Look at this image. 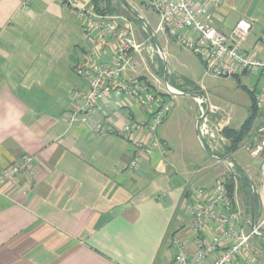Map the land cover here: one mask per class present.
Returning <instances> with one entry per match:
<instances>
[{"label":"crops","instance_id":"crops-1","mask_svg":"<svg viewBox=\"0 0 264 264\" xmlns=\"http://www.w3.org/2000/svg\"><path fill=\"white\" fill-rule=\"evenodd\" d=\"M80 1L94 6L93 0ZM103 15L118 16L133 27L123 14ZM241 18L252 23L243 50L262 58L264 0H226L213 21L230 32ZM114 44L111 38L106 49L92 45L81 18L61 0H0V176L24 157L33 162L29 172L0 178V264H174V238L191 256L197 252L192 211L200 202L195 189L210 190L215 184L200 167L180 159L181 144L171 138L173 109L158 127L154 151L143 152L134 170L129 169L133 140L122 126L129 117L148 119L138 105L115 97L106 114L97 113L89 123L70 122L86 86L75 66L88 54L110 60ZM170 75L179 81L177 88L198 86ZM234 77L242 86L234 102L246 109V120L264 86V71H242ZM183 90L206 93L204 86L197 92ZM256 107L249 146L258 138L257 125L264 122V103ZM210 115L211 128L221 135L220 128L237 129L245 122L237 127L232 125L234 115ZM107 123L114 131L99 134L97 127ZM136 135L151 140L148 130ZM215 141L210 139L212 148H218ZM195 177L205 184L193 186ZM256 189L263 214L264 177ZM223 207L218 204L217 212L224 213ZM247 225L241 216L239 229L245 231ZM214 233L208 222L206 234ZM252 237L232 264H247V258L264 264V238Z\"/></svg>","mask_w":264,"mask_h":264},{"label":"built area","instance_id":"built-area-1","mask_svg":"<svg viewBox=\"0 0 264 264\" xmlns=\"http://www.w3.org/2000/svg\"><path fill=\"white\" fill-rule=\"evenodd\" d=\"M61 1L65 8L76 12L81 18L85 36L92 45L106 49L109 39H115L110 60L99 61L92 54H88L75 66V73L84 80L86 86L80 96L81 104L70 114V122L89 123L97 113L106 114V109L115 97H122L130 104L138 105L147 113L148 119L140 122L129 117L122 126V130L133 140L135 152L129 169L134 170L143 152L151 154L154 151L155 143L158 142L157 127L172 108L171 102L165 96H175L178 89L173 86L161 89L158 80L151 81L144 75H139L140 65L144 63L143 52H147L151 58L154 54L151 48L146 49L137 41L130 23L119 22L118 16L103 15L80 0ZM141 1L148 3L159 16L154 30L156 34L164 32L167 41L171 39L196 53L201 58L207 75L230 77L242 71H264V56L257 58L247 55L243 50V43L252 29V23L248 19H239L230 32L215 25L214 15L226 0ZM196 100L200 104L198 133L216 139L217 134L211 128L209 114L219 111V107L209 104L203 95H199ZM255 101L258 107L264 103V86L255 96ZM205 102L208 103L207 113L203 107ZM106 125H99L97 132L106 135L114 131L109 123ZM141 130H148L150 142L137 137L136 133ZM221 131L222 128L219 129ZM256 134V143L247 150L253 156H260L264 152V122L257 125ZM226 161L231 162L229 157ZM32 163V157H24L22 163L7 167L0 178L11 177L17 172H29ZM195 194L200 202L192 211L194 230L197 233V252L191 256L185 244L179 238H174L173 245L177 249L174 264H232L249 245L253 235H264V213L255 227L251 226L250 232L239 229L242 214L222 179L210 190L195 189ZM220 203L224 205V213L216 210ZM208 222L215 226L213 235L206 234ZM212 255V262H207ZM246 263L253 264V259L247 258Z\"/></svg>","mask_w":264,"mask_h":264},{"label":"rangeland","instance_id":"rangeland-1","mask_svg":"<svg viewBox=\"0 0 264 264\" xmlns=\"http://www.w3.org/2000/svg\"><path fill=\"white\" fill-rule=\"evenodd\" d=\"M95 1L99 5L100 13L112 15L123 14L129 20L131 19L137 41L143 45L142 47L152 49V53L154 54L153 58L149 57L147 52H143L142 57L144 58V63L140 65L139 75L146 74V77L151 81L158 80L159 88L165 89L166 84L163 78V66H166L168 73L171 71L174 75L179 76L181 80L190 79L198 86H204L206 88V93L200 91L198 94L207 96L210 103L218 106L220 109L216 113L210 114L224 117H233L234 115L232 125L237 127L240 123L244 122L247 111L243 106L236 105V102H234V99L237 98L242 89L236 77L207 75L200 59L192 50L182 47L171 39H169L171 40L169 41L170 48L167 50L166 37H164L165 34L164 32H160L158 34V39L166 56V59H164L157 51L145 24L140 19H135L125 8L121 0ZM128 1L137 12L146 18L147 22H149L150 26L155 30L159 16L153 11L150 5L141 0ZM146 49H144V51H146ZM172 79H174V77L171 78V75L168 76L169 84L178 90H195L193 88H181L184 86L182 84L177 88L175 85L178 86L179 81L175 83ZM165 98L171 102L174 112L171 123V138L172 140L178 138V143L181 144L180 159H183V163L189 165L193 164L198 168L200 167L202 172H206L207 177H209L210 184L214 183L216 185L221 179L225 182L229 179L234 180L235 189L232 198L235 200L240 212H242L243 218L247 221L248 227L245 232H250V225L248 223V221L251 222L250 185L246 175L239 167L243 168L249 174L253 182V195L257 211L259 199L256 187L259 186L261 179L264 177V172L262 171L264 156H253L247 150L250 145L251 137H254L253 131L249 133L235 151L231 152H227L226 148L229 145V141L216 132L217 137L214 144L217 145L218 148H215L216 146L212 148L209 136L200 135L195 126L196 119L199 118L200 115V105L189 96H176L172 98L170 95H167ZM203 107L207 110L208 103L205 102ZM210 114L209 116H212ZM175 128L179 129L178 133ZM220 137H223L225 141H222ZM227 157L230 158L231 162L226 161ZM218 172H220V178L216 177ZM192 181L193 186H202L205 184L198 177L193 178ZM255 236L256 235H253L252 238Z\"/></svg>","mask_w":264,"mask_h":264},{"label":"water","instance_id":"water-1","mask_svg":"<svg viewBox=\"0 0 264 264\" xmlns=\"http://www.w3.org/2000/svg\"><path fill=\"white\" fill-rule=\"evenodd\" d=\"M122 3L124 4L125 8L135 17V18H138L140 19L144 24H145V27L147 29V31L149 32L152 40H153V43L155 44L156 46V49L157 51L159 52V54L164 58L166 59V56H165V53L163 51V48L161 46V43L158 39V35L156 34V32L154 31V29L150 26L149 22H147L146 18L141 15L139 12H137L129 3L128 0H121ZM163 78H164V81H165V84L167 87L171 86L168 82V70L166 69V66H164V75H163ZM176 95L178 94H185V95H190L192 96L193 98L195 99H199V95L197 93H194V92H188V91H181V90H177L175 92ZM206 113H207V110H206ZM238 166V165H237ZM239 167V166H238ZM243 172L244 174L246 175L248 181H249V185H250V198H251V205H250V210H251V226L254 228L255 225H256V222L257 220L260 218L261 214H262V208H259L257 211H256V208H255V202H254V192H253V182L249 176V174L241 167H239ZM262 237L264 238V235H262Z\"/></svg>","mask_w":264,"mask_h":264},{"label":"trees","instance_id":"trees-1","mask_svg":"<svg viewBox=\"0 0 264 264\" xmlns=\"http://www.w3.org/2000/svg\"><path fill=\"white\" fill-rule=\"evenodd\" d=\"M142 2H144V1H142ZM93 5H94L93 7L96 9V11L99 12L100 8H99V5L97 4V2L95 0H93ZM163 71H164V66H163ZM187 83H191V82H187ZM191 87L193 89H195L196 92L200 89V87L196 86V85L191 86ZM254 103H255L254 104V108L251 110V113H250L249 117L245 120V122L242 124V126L240 128L236 129V128H232L230 126H226V127H224L222 129V131H221L222 135L229 141V145L226 147L227 148V152L235 151L239 147V145L242 143V141L252 131L253 123H254V120L256 119V108H257L256 107V102H254ZM226 186L229 189L230 196L233 197L234 189H235L234 180L233 179H229L226 182ZM255 208H256V205H255ZM263 245H264V243H263Z\"/></svg>","mask_w":264,"mask_h":264}]
</instances>
